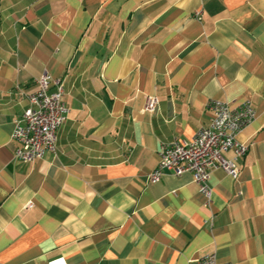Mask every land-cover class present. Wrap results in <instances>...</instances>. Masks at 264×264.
Instances as JSON below:
<instances>
[{
	"label": "crops",
	"instance_id": "obj_1",
	"mask_svg": "<svg viewBox=\"0 0 264 264\" xmlns=\"http://www.w3.org/2000/svg\"><path fill=\"white\" fill-rule=\"evenodd\" d=\"M43 72L70 112L56 150L26 161L12 131ZM213 98L255 109L239 176L214 167L209 200L190 172L149 182L161 144L190 139ZM210 252L264 264V0H0V264Z\"/></svg>",
	"mask_w": 264,
	"mask_h": 264
},
{
	"label": "built area",
	"instance_id": "obj_2",
	"mask_svg": "<svg viewBox=\"0 0 264 264\" xmlns=\"http://www.w3.org/2000/svg\"><path fill=\"white\" fill-rule=\"evenodd\" d=\"M200 16L201 11H196ZM38 88L28 95L29 106L21 117L15 119L12 137L19 141L15 155L23 160L42 158L57 147L58 131L70 112L64 99L62 79L51 78L43 72L38 78ZM159 104L157 95H148L146 109L154 112ZM212 116L203 123L190 139L173 138L164 141L159 149V160L148 175V181L159 180L166 171L177 175L190 172L200 189L212 195L208 180L212 169L220 166L233 177H238L249 144L238 138L239 132L253 119L255 109L250 101L232 105L228 100L213 98L209 101ZM232 151L231 155L227 153ZM33 201L26 203L29 207ZM203 264H235L219 261L215 252L202 258Z\"/></svg>",
	"mask_w": 264,
	"mask_h": 264
}]
</instances>
